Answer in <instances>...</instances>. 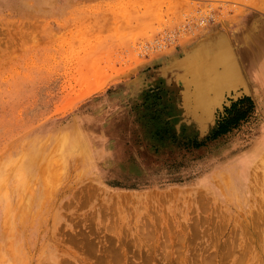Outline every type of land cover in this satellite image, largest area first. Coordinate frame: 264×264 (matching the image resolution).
I'll return each mask as SVG.
<instances>
[{
  "label": "rangeland",
  "instance_id": "obj_1",
  "mask_svg": "<svg viewBox=\"0 0 264 264\" xmlns=\"http://www.w3.org/2000/svg\"><path fill=\"white\" fill-rule=\"evenodd\" d=\"M39 1L0 0V264H264V92L203 120L182 94L184 47L243 6L112 0L158 19L118 31ZM244 96L254 116L208 140Z\"/></svg>",
  "mask_w": 264,
  "mask_h": 264
},
{
  "label": "crops",
  "instance_id": "obj_2",
  "mask_svg": "<svg viewBox=\"0 0 264 264\" xmlns=\"http://www.w3.org/2000/svg\"><path fill=\"white\" fill-rule=\"evenodd\" d=\"M171 1L172 7L164 8L166 11L172 12L169 16H183L184 13L192 8L190 3H185L186 0ZM189 1H209L212 3L218 1L224 2V0ZM228 1L241 4L247 14L243 17H231L229 21H226L228 28H225L223 23L213 20L214 22L209 23L207 32L201 34L191 45H186L183 49V53H235L236 51V53L240 54L243 67L244 59L250 58L251 60L253 58L255 63L249 67L251 71L247 66L244 67V77L250 81L249 85L252 90L264 92V79L261 77V74L264 75V72L260 71V65L262 64L264 69V17L258 15L264 12V0ZM116 5H118V2L113 3L112 0H103L101 2H96V0H40L39 2L31 3L30 5L25 4V9H28L29 6V9H31L32 12L31 15L35 14L34 11H39L40 18L45 15L48 20L55 17L64 18V16H69L71 19H75L77 16L78 18L81 16V11H85L86 15L84 13L82 14H84L83 16H86L87 25L94 27L116 26L115 28L118 31H122L124 28L129 30L130 27L143 26L146 24L155 25L158 23V19L145 16L140 13L137 7L130 6L121 10V6L117 8L115 7ZM155 20L157 21L155 22ZM220 29L222 30V34H220L221 36L218 35L221 33ZM118 31L113 32L118 33ZM48 33L50 35L52 32L48 31ZM216 34L218 35V38L214 36ZM203 40L208 42H204V44L202 43ZM113 49L115 48L113 47ZM217 49L218 51H216ZM122 50H124V48L121 50L118 49L117 51L120 52ZM131 50L132 49H128L130 52ZM40 52L49 53L51 51L41 50Z\"/></svg>",
  "mask_w": 264,
  "mask_h": 264
},
{
  "label": "bare ground",
  "instance_id": "obj_3",
  "mask_svg": "<svg viewBox=\"0 0 264 264\" xmlns=\"http://www.w3.org/2000/svg\"><path fill=\"white\" fill-rule=\"evenodd\" d=\"M221 31L222 30L220 29V32ZM220 34H222V32L219 33L218 35L221 36ZM218 35L216 34L214 36L218 38ZM204 40L202 43L209 41V39L208 41H204ZM216 51H218V49ZM193 54H195L193 57L196 59L197 62L195 61L191 64L189 63L190 65L189 70L184 75L185 82L183 83L182 94H183V101L186 104L187 111L191 115H193L196 119L199 118L203 120L207 118L206 116L208 109L211 106L217 104L220 96L225 91L233 90L237 92L242 88L245 91L248 92L250 91V85H249L250 81H248V79L244 77L243 70L245 66L249 68L251 65H253V63H255L252 60L253 58L251 60L250 58L244 59V67H243L242 64L243 62L241 61L240 54L236 53V51L235 53H193ZM177 68L178 67L176 66V69ZM249 70L251 71L250 68ZM255 70H256V66H255ZM203 108L205 110H202ZM201 114L204 115V118H200L199 116H197Z\"/></svg>",
  "mask_w": 264,
  "mask_h": 264
},
{
  "label": "trees",
  "instance_id": "obj_4",
  "mask_svg": "<svg viewBox=\"0 0 264 264\" xmlns=\"http://www.w3.org/2000/svg\"><path fill=\"white\" fill-rule=\"evenodd\" d=\"M255 110V102L250 96H244L232 101L230 106H224V111L218 114L216 128L208 140L226 136L239 129L254 116Z\"/></svg>",
  "mask_w": 264,
  "mask_h": 264
}]
</instances>
